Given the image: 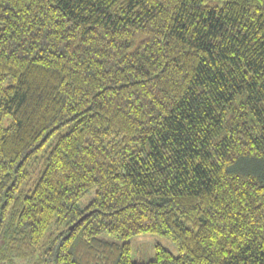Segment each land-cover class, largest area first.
I'll use <instances>...</instances> for the list:
<instances>
[{
    "label": "trees",
    "instance_id": "obj_1",
    "mask_svg": "<svg viewBox=\"0 0 264 264\" xmlns=\"http://www.w3.org/2000/svg\"><path fill=\"white\" fill-rule=\"evenodd\" d=\"M0 247L264 264V0H0Z\"/></svg>",
    "mask_w": 264,
    "mask_h": 264
},
{
    "label": "rangeland",
    "instance_id": "obj_2",
    "mask_svg": "<svg viewBox=\"0 0 264 264\" xmlns=\"http://www.w3.org/2000/svg\"><path fill=\"white\" fill-rule=\"evenodd\" d=\"M7 124L8 122L5 121L4 125ZM156 244H159L165 249L171 251L173 254H176L175 247L166 239L159 237L157 235L143 234L136 236L130 240L133 259L140 261L151 260L154 256V246ZM1 250L2 249L0 247V264H13L11 262L6 261V259L1 258ZM37 258L38 256L35 255L30 259L20 261L18 264H36Z\"/></svg>",
    "mask_w": 264,
    "mask_h": 264
},
{
    "label": "water",
    "instance_id": "obj_3",
    "mask_svg": "<svg viewBox=\"0 0 264 264\" xmlns=\"http://www.w3.org/2000/svg\"><path fill=\"white\" fill-rule=\"evenodd\" d=\"M89 215V214H86L84 216H82L79 220H77L74 224H72L70 227H69V231H73L84 219L85 217Z\"/></svg>",
    "mask_w": 264,
    "mask_h": 264
}]
</instances>
